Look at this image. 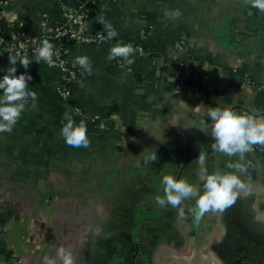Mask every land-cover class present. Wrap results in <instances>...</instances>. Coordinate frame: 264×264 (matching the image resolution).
<instances>
[{
    "label": "crops",
    "instance_id": "obj_1",
    "mask_svg": "<svg viewBox=\"0 0 264 264\" xmlns=\"http://www.w3.org/2000/svg\"><path fill=\"white\" fill-rule=\"evenodd\" d=\"M80 1L5 0L4 24L36 30ZM166 9L182 15L166 17ZM101 16L117 31L113 40L64 49L76 73L68 86L74 104L58 97L59 73L36 56L27 70L0 62V79L14 66L15 75L32 77L29 91L38 96L10 133H0V264H44L60 247L74 264H264V156L252 151L241 160L213 150L207 116L220 107L264 121L257 87L264 83V13L242 0H115L81 31L106 35ZM129 43L134 62L113 65L110 49ZM84 56L91 72L74 63ZM191 59L204 67L188 75L179 63ZM65 113L86 123L88 148L65 143ZM200 151L209 174H236L252 190L224 212L207 213L196 231L194 198L173 208L156 197L164 196L165 175L203 191ZM154 152L157 162L145 164ZM236 163L247 171L229 167Z\"/></svg>",
    "mask_w": 264,
    "mask_h": 264
},
{
    "label": "clouds",
    "instance_id": "obj_2",
    "mask_svg": "<svg viewBox=\"0 0 264 264\" xmlns=\"http://www.w3.org/2000/svg\"><path fill=\"white\" fill-rule=\"evenodd\" d=\"M242 2L251 9L259 10L264 13V0H242ZM165 16L173 19L181 17L182 13L176 10H165ZM98 23L103 25L106 33H98L102 40L111 41L117 35V31L110 23L105 21L101 16ZM11 51V50H10ZM136 52V49L129 44L117 45L110 49V58L117 57L126 61L131 65L134 61L130 58ZM53 45L48 39L42 41V46L38 47L35 62L37 64L43 60L45 63L52 65L54 62ZM9 65H19L24 69H28L33 60H29L27 56L16 52L14 55L8 56ZM74 63L79 64L85 71L91 72V61L88 57H77ZM17 68L12 66L6 70V74L0 79V133L11 132L21 114L26 110V105L31 101V107H36L35 101L38 99L37 93L29 91L28 83L32 77L25 72L24 74L15 75ZM77 111H79L77 109ZM207 116L211 121V137L215 143L211 145L213 150L225 154L229 157L239 156L244 159L245 153L253 151V146H264V121H258L253 115L244 113L238 115L230 108H208ZM66 123L61 128V136L65 143L74 148H88L90 140L87 135V125L81 121L78 125L74 123L71 115L65 113ZM209 124L201 121V130L207 135ZM156 153H150L144 159V163L157 162ZM206 154L199 152L196 159L199 169L197 176L203 184V191L186 179H176L172 175L162 177L163 197H156V203L160 206L171 205L173 208H179L185 201L195 200V207L192 208L191 214L198 221L203 219L210 212H224L227 208L234 205L241 193L248 194L251 192V186L242 181L241 178L232 173L222 174L219 170L209 174L205 166ZM229 167L235 171L244 173L247 171L243 164H229ZM183 215V212H181ZM74 264V260L70 251L64 247L57 250L56 258L44 257V264Z\"/></svg>",
    "mask_w": 264,
    "mask_h": 264
},
{
    "label": "built area",
    "instance_id": "obj_3",
    "mask_svg": "<svg viewBox=\"0 0 264 264\" xmlns=\"http://www.w3.org/2000/svg\"><path fill=\"white\" fill-rule=\"evenodd\" d=\"M103 1L106 3L115 0ZM79 3V6L75 10L63 13L61 19L63 23L59 26H47L45 21L47 18L45 17L42 20L40 27L36 30L21 28L19 31L10 32L7 35H3L0 31V62L8 59L9 55H14L16 52H20L22 55L27 56V58L36 56L38 47L42 46V41L48 39L49 43L53 45V51L55 53L52 57L54 63L49 66L56 70L60 75L56 92L58 97L63 101L71 98L68 85L71 80L76 77V73L70 67L65 52L61 51L53 41H60L66 45L78 44L86 46L94 45L103 41L98 34L84 33L81 31L82 25L88 20L85 6L89 3H93V1L81 0ZM4 4L5 0H0V24L4 23L2 14ZM137 51L140 55H144V50L142 48H137ZM179 66L184 69L185 73L188 75L198 73L204 67L203 63L199 65L197 61L193 59L186 62H180ZM177 87L179 88V86ZM257 87L264 93V83ZM77 109L78 108H76V111ZM253 152L264 156V147H253Z\"/></svg>",
    "mask_w": 264,
    "mask_h": 264
},
{
    "label": "trees",
    "instance_id": "obj_4",
    "mask_svg": "<svg viewBox=\"0 0 264 264\" xmlns=\"http://www.w3.org/2000/svg\"><path fill=\"white\" fill-rule=\"evenodd\" d=\"M90 1L91 2L93 1V3H89V4H87L85 6V9L87 10L88 19L91 18L94 15V13L98 10V8L100 7V5H102L104 3L103 0H90ZM79 4L80 3H78V5L76 6V8L79 6ZM45 21H46L47 26H49V27H56V26H59V25H61L63 23L62 21H60V22H53V21H51L49 19H46ZM19 29L20 28H18V27L17 28L16 27H10V28H8L4 23H1L0 24V31H1V33L3 35H7L10 32H17V31H19ZM53 43L56 46H58L61 51H64L65 47L67 46L65 43L60 42V41H56V40H54ZM121 60H122L121 58L117 57V58H115V59L112 60V64L115 65L118 62H120ZM194 60L197 61V63L199 65H201V62L200 61H198L196 59H194ZM65 101L70 102L71 104H74V102L70 98L67 99V100H65Z\"/></svg>",
    "mask_w": 264,
    "mask_h": 264
},
{
    "label": "water",
    "instance_id": "obj_5",
    "mask_svg": "<svg viewBox=\"0 0 264 264\" xmlns=\"http://www.w3.org/2000/svg\"><path fill=\"white\" fill-rule=\"evenodd\" d=\"M193 223H194V228H195V230L197 231L198 229H199V225H200V223H199V221H197V220H193Z\"/></svg>",
    "mask_w": 264,
    "mask_h": 264
}]
</instances>
